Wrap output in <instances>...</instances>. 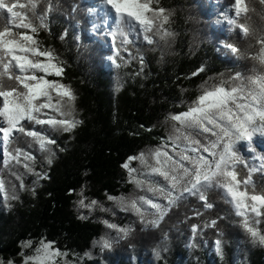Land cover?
<instances>
[{"label":"trees","instance_id":"1","mask_svg":"<svg viewBox=\"0 0 264 264\" xmlns=\"http://www.w3.org/2000/svg\"><path fill=\"white\" fill-rule=\"evenodd\" d=\"M94 1L101 0H52L53 9L46 19L50 31L42 29L37 34L40 46L54 48L64 62L61 80L74 89L75 106L84 123L73 134H58V144L66 151L58 153L50 167L39 169L48 173L47 179L22 193L8 208L0 202V255L8 260L20 259L21 242L43 239L54 242L75 264H264V247L251 244L234 223L230 206L221 200L198 217L194 211L204 210L194 197L189 198L159 228L136 225L127 240L101 253V249L94 251V241L103 235L102 225L81 219L75 209L76 194L83 188L99 200L106 199V194L128 193L132 186L121 165L129 156L163 142L170 127L164 123L165 116L187 110L203 81L216 83L209 77L220 73H225V80L235 71L247 74L253 61L225 56L217 50L218 41L236 43L241 49L254 45L249 50L254 54L259 48L256 37L264 34V3L246 0L249 12L240 22L247 24L253 35L245 39L231 31L228 23L216 24L218 12L226 17L224 10L233 0H160L172 11L167 28L175 36L169 38V47L161 42L154 51L156 46H147L143 33L139 38L133 34L130 51L135 55L139 49L145 57L141 72L138 60L119 69L105 62L109 53L103 42L109 39L110 23L102 3L92 10ZM39 7L43 12L46 0H41ZM4 20V14H0V27ZM201 65L205 71L192 76ZM137 72L140 74L135 75ZM118 79L122 84L119 90ZM148 128L152 129L150 133ZM253 147L254 153L241 149L249 167L259 166L253 156L264 155V137L253 138ZM2 159L0 148V167ZM246 171L241 167L242 175ZM253 179L258 187L264 186V174L257 172ZM217 215L226 217L218 222L224 233L223 258L215 251L216 230L203 229L195 241L191 232L192 224L202 225L204 219Z\"/></svg>","mask_w":264,"mask_h":264},{"label":"snow or ice","instance_id":"2","mask_svg":"<svg viewBox=\"0 0 264 264\" xmlns=\"http://www.w3.org/2000/svg\"><path fill=\"white\" fill-rule=\"evenodd\" d=\"M40 2L0 0V14L5 16L0 27V148L3 154L0 193H3L6 203L9 198L15 200L18 196L17 186L13 184L9 197L4 173L14 177L21 190L25 189V174L36 177L33 184L47 179L46 171H35L37 157L32 149L40 154L42 167H50L58 153L66 151L58 144V134H73L84 123L75 106L77 97L74 89L59 79L49 78L63 77L65 68L55 49L42 48L37 39L40 30L50 31L46 19L53 9L52 0H46L47 7L42 12ZM101 3L106 9L105 16L112 21L107 32L111 40V54L107 59L115 68L127 67L133 60H138L142 72L144 55L139 49L135 55L130 51L134 43L131 39L133 34L139 38L143 33L146 45L156 46L152 49L154 51L161 47V42L164 47L170 46L169 38H174L175 33L166 25L172 11L166 9L160 0H101ZM232 8L235 16L226 17L230 30L247 39L253 35L252 30L240 22L241 18H247L249 12L246 0H234ZM218 43L217 50L225 56L235 61H253L247 74L235 71L225 80V73H220L218 77H209V80H217L216 83L203 81L198 86L199 94L187 110L165 116L164 123L170 127L163 142L129 156L121 165L128 173V182L145 194L134 191L128 196L106 194V197L122 211L136 215L141 225L152 228H159L170 213L189 198L194 197L204 210L194 211L198 217L213 210L217 206L216 201L221 200L230 206V214L236 218L234 223L251 244L264 247V228L261 227L264 224V186L258 187L253 179L257 172L264 174V155L253 156L254 162L259 160V166L249 167L241 154L244 148L254 153V136L257 133L264 135V34L256 37L259 48L254 54L249 51L254 45L241 49L227 40H219ZM163 56L162 51L161 59ZM203 71L205 68L201 65L192 76ZM120 87L122 84L118 79L117 90ZM147 131L150 133L152 129ZM21 140L27 150L12 147ZM133 161H138L139 167L133 168ZM21 167L23 173L13 170ZM241 167L247 169L243 175ZM32 191L34 193L35 189ZM85 199L77 202L80 207L112 211L98 200H89L86 204ZM225 218L217 215L204 219L202 225H191L193 241L203 229L216 230L215 251L221 258L224 233L218 222ZM101 222L116 233V237L105 233L94 241L101 250L110 249L115 239H126L133 231L130 226L122 227L107 219ZM164 238L167 239V233H164ZM53 243L41 239L33 248L32 241L21 242V264H57V258L67 257L68 253L54 248ZM24 249H31V254ZM84 255L90 257L91 254L85 252ZM0 264H15V261L0 258ZM64 264L69 262L65 260Z\"/></svg>","mask_w":264,"mask_h":264},{"label":"rangeland","instance_id":"3","mask_svg":"<svg viewBox=\"0 0 264 264\" xmlns=\"http://www.w3.org/2000/svg\"><path fill=\"white\" fill-rule=\"evenodd\" d=\"M19 2L21 3V0H19ZM234 2V0H233ZM94 7L92 10H97L98 8H100V4H101V1H94ZM99 4V6L97 5ZM19 10V9H18ZM225 13H227L228 15L226 17H230V16H235V10L232 8V5H229L226 10H224ZM218 15H219V18L218 20L216 21V24L217 25H221L222 23L223 24H227V19L226 17H223V12H218ZM109 23L111 24L112 21L111 19L108 20ZM168 26V24L166 25V27ZM19 31H21V29H17ZM109 39L106 41L104 40L103 42V45H104V48L106 50V52H108L110 55L111 54V40H110V37H108ZM107 55V56H108ZM107 56H106V59H105V62L110 65V66H113L111 64V62L107 59ZM51 79H59L61 80V77L57 78V77H49ZM62 82V80H61ZM63 83V82H62ZM259 133H257L255 137H258ZM264 137V135H261ZM162 143V142H161ZM15 147H21V148H25L26 149V145L23 143V141L21 140L18 144L17 143H14L13 144ZM154 148V147H153ZM27 150V149H26ZM32 152H33V155L36 156V154H38L36 157H37V163L35 165V171L39 172L40 168H43L42 167V164L40 163L41 161V157H40V154L38 152L35 151V149H32ZM131 166L133 168H137L139 167V162L138 161H133ZM14 171H18L20 173H23L24 172V169L21 167L19 169H13ZM128 174V173H127ZM4 178L5 180L8 182L7 183V187H8V190H9V197H11V187L13 184H15L17 186V192H16V195L18 196L17 199L13 200L11 198H9V200L7 201V203L5 202L4 198H3V193H0V202L3 204V206L7 207L9 205H13L14 202H16L22 193H26L28 191V189L32 188V187H35L37 183L33 184V181L36 180V177L32 174H25L23 175V181H24V184H25V189L24 190H21L19 189V182L15 180L14 177L10 176L7 172L4 173ZM131 184V183H130ZM131 189L128 193H125L124 196H128L130 194H132L134 191L137 193V194H140V195H143L145 194L144 192L140 191L139 189H134V186L131 184ZM81 193H83V196H81ZM149 196H151L150 193H148ZM87 198L85 199V203L87 204L89 200H98L100 201L103 206L105 208H109V209H112L111 212H101L99 209H95V210H90L89 208H86V207H80V205L77 203L80 199L82 198ZM119 197V196H117ZM75 209L77 211V213L79 214V216H83V217H86L85 219L83 220H90L91 222H94V223H99L102 225L103 227V235H105V233H108L111 237H116V233L114 230H109L105 227V225L101 222L102 220H109L111 223H115L119 226H122V227H131L133 228L134 226L136 225H141L138 217L136 215H134L132 212H125V211H122L120 208L116 207L111 201H108L107 198L106 199H103V200H99V199H93L92 197H90L87 192H86V189L83 188L82 190H80L79 192H77L76 194V199H75ZM114 213V214H113ZM147 219H151V217H147ZM127 239H115L113 241V244H117L119 243V241H125ZM31 241V240H29ZM26 242V241H25ZM38 242H33V248L36 246ZM53 247L54 248H57L54 244H53ZM100 246L99 245H96V249L94 250L95 252H97L98 250H100ZM24 251L28 252V254H31V249H24ZM62 252V251H61ZM102 250L99 252L101 253ZM0 258H2L4 261H8V259H5L4 257H2L0 255ZM15 261V264H21V256H20V259H12ZM67 260L69 262V264H72V262H74L73 260H70L68 257H60V258H57V264H64V261Z\"/></svg>","mask_w":264,"mask_h":264}]
</instances>
